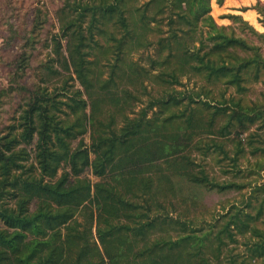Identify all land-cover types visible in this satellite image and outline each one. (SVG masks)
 <instances>
[{
    "label": "trees",
    "instance_id": "1",
    "mask_svg": "<svg viewBox=\"0 0 264 264\" xmlns=\"http://www.w3.org/2000/svg\"><path fill=\"white\" fill-rule=\"evenodd\" d=\"M127 1L100 0L99 7H89L86 36L76 27H62L68 38V55H60L62 69L71 68L82 89L66 93L64 84L66 79L74 78L72 74L62 76L63 85L57 87L58 91L49 93L43 85L35 86L17 126L9 125L0 133V264H211L205 255L209 246L206 241L217 240L220 250L229 241H237L236 233L249 241L248 263L252 258H259L264 264V230L254 222L264 212V197L258 202L255 213L235 210L231 205L213 236L211 229L199 236L192 232V218L180 217L186 218L188 214L181 213L173 220L165 211L167 207L154 198L155 189L160 188H156L153 168L157 161L175 151L173 144L180 137L172 135L173 122L178 120L185 128L192 126V107L186 113L189 104L201 102L206 108L211 104L209 100L199 99V93L185 94L173 85L181 84L183 75H199L209 80L219 78L239 89L242 82L257 80L264 70V54L260 45L252 43L251 39H264V33L237 14L229 16L247 27L244 36L236 34L233 27L217 24L210 13V0H148L136 6L128 5ZM215 1L220 5L224 0ZM247 8L259 13L264 9L259 0L242 9ZM147 9H151L150 14L145 12ZM165 9L168 24L167 33L163 35L160 24L150 21L156 20L155 16ZM38 11L33 17L27 45L32 43L34 31L39 27ZM110 24L116 30L109 31L106 26ZM148 32L162 34L156 39V55L150 58L149 67H160L153 80L163 84L167 93L151 98L131 116L129 113L133 110L125 112L120 107L119 111L117 104L122 106L121 101L127 102L136 96L132 94L133 89L122 88L121 84L124 76L129 77L135 81L133 86L137 85L138 95L148 92L142 81L144 76H150L149 69L130 57L134 42L141 46L152 44L146 39ZM55 46L54 51L58 53L59 42H55ZM95 47H100L102 53L113 52L114 63L107 78L95 70L97 61L88 57ZM27 60L24 52L15 69V82L25 71ZM43 69L45 74L41 73V81H49L59 72L50 66L41 67ZM82 91L88 98L104 96L107 104L111 103L103 109V118H98L101 114L96 112L93 102L89 104V113L86 112L88 104L82 98ZM184 100L187 105L180 113L171 110ZM216 104L212 116L225 107L222 102ZM234 106L237 108L232 109V113L240 129L256 122L260 128L264 127V108L257 107L253 113L255 106L242 105L239 101L234 102ZM150 110L152 113L148 116ZM166 110H170L169 114L160 116L159 111ZM118 112L120 126L115 122ZM230 118L219 128L221 136L229 133ZM17 127L20 129L16 130ZM87 130L90 142L80 140L72 147L71 140ZM239 135L236 133L234 138L237 148H241L245 140ZM28 145L35 151L34 158L27 152ZM262 148L255 147L251 152ZM240 151L237 149L236 154ZM60 168L63 170L58 175ZM86 168L99 180L92 183L87 177H79ZM257 168L264 171L261 164ZM109 175L118 184L102 179ZM189 180L218 191L234 185L212 183L206 176H190ZM263 188L264 182L255 183L244 204L254 206L251 199H256ZM122 191L146 197L143 203L132 202L129 197L125 199ZM92 200L97 209L94 232L93 215L87 204ZM185 200L191 204L188 198ZM191 206L196 205H186L190 212ZM127 207L132 211L128 213L126 210L131 209ZM154 207L164 210L155 212ZM83 209L90 213L84 218L86 224L78 229V216ZM122 217L132 218L135 224L118 221ZM169 223L179 225L178 231L185 233L174 239L164 235L161 231ZM228 262L237 264L236 257L228 255Z\"/></svg>",
    "mask_w": 264,
    "mask_h": 264
},
{
    "label": "rangeland",
    "instance_id": "2",
    "mask_svg": "<svg viewBox=\"0 0 264 264\" xmlns=\"http://www.w3.org/2000/svg\"><path fill=\"white\" fill-rule=\"evenodd\" d=\"M148 0H128L127 3H132L133 6L141 5ZM257 0H224V3L218 5V15H214L215 8L211 7V15L215 22L219 25H225L233 27L236 34L244 36L248 32L247 27H242V22L234 20L230 17L231 14H237L230 10L233 4L247 3L248 6H252ZM264 7V0H259ZM100 0H0V133L5 132L7 126H17L19 116L24 109L28 107L30 94L35 86L43 85L47 91L54 92L60 90L57 87L63 85V75H70L71 68L69 71L63 70V62L60 55L67 56V36L65 35L64 28L66 25L76 27L80 29L82 35H87L88 31V14L89 7L98 6ZM231 2V3H230ZM119 3H122L120 1ZM131 6V5H130ZM246 5L240 7H248ZM40 12L39 27L34 31L32 43L25 44L26 40L31 37V28L33 24V17L36 13ZM99 10V8L97 9ZM255 10V9H254ZM253 11V10H252ZM147 14L151 13V9L145 11ZM246 12V11H245ZM257 16L258 25L252 24L247 20L243 13L237 14L242 17L244 22L252 25L258 32L264 33V9L260 13L254 11ZM125 13V12H124ZM98 15V14H97ZM167 9L164 13H159L155 16L156 20H151L150 23L160 24V28L163 30V35L167 33ZM183 25V22H177ZM172 26L173 24H169ZM70 27V28H71ZM109 31L116 30L111 24L106 26ZM92 30V32H94ZM155 32H148L147 38L152 42L151 45L141 46L137 43H133V50L130 53V57L137 61L140 65H143L150 71V76H144L142 83L146 85L147 93L137 94L136 87H134V80L129 77H125L122 80V88L132 90V96L127 102L121 101L122 106L117 104L120 111V107L125 112L133 110L129 114L134 116L138 110L147 105L151 98L162 97L167 91L165 86L161 83L153 80L154 75H157L160 67H149L150 58L155 57V48L157 47L156 39L158 35ZM119 35V33H118ZM98 39L101 37L96 35ZM101 41V40H100ZM99 41V42H100ZM55 42H59V52L56 53L54 50L57 48ZM252 43L260 45L261 50L264 54V39L254 37L251 39ZM197 45V43H195ZM135 49V50H134ZM204 51L201 50L200 53ZM27 56V67L23 74L17 77V82L14 81V73L19 59ZM90 59L97 61V67L95 70L101 71V76L106 77L109 75L113 63L114 56L112 53H102L100 47H95L88 56ZM50 66L53 70L59 71L51 76L49 81H41V75L45 74V69L41 70V67ZM118 70V68L116 69ZM42 73V74H41ZM66 79L64 88L66 93L73 91L75 88H80V83L75 78ZM134 77V76H133ZM264 70L261 71L260 78L257 80L245 81L241 83V88H237L234 84L224 83L216 79H204L203 76L199 75H183L181 77V84H175L173 87L182 90L185 94L191 93V95H198L199 99L211 101L210 107L206 108L201 102L189 104L186 113L192 111L194 114L193 124L191 127L185 128L179 121H174L172 127V135L179 136L180 139L174 142L175 151L168 157L160 159L154 165L156 173V188L154 198L162 202L168 211V215L175 220L181 213L188 214V216L182 217L184 219L192 218L193 233L202 235L204 232H213L212 236L220 229V225L223 222V214H225L232 206L235 210L242 209L243 211H250L255 213L258 202L264 197V188L261 193L258 194L257 198H252V205L246 206L244 202L251 195V187L255 183H263L264 171H258L257 165L261 164L264 166V127H259L258 122L248 124L244 129H240L237 120L234 118L232 109H236L234 102H238L242 105L255 106L253 113L258 108H264ZM20 84V85H17ZM23 85V86H21ZM63 87V86H62ZM140 88H138L139 90ZM207 89V94L205 91ZM45 90V91H46ZM82 98L86 101V112L89 113L90 105L95 104L96 112L100 113L103 118V109H107L111 106L107 104L104 96L98 98H88L82 91ZM187 100L180 102L178 105H173L171 110L175 113H180L183 107L187 105ZM95 102V103H94ZM222 102L224 109L217 112L215 116L212 113L215 111L216 103ZM106 103V105H105ZM114 101L112 102V104ZM155 109V108H153ZM170 110L159 111L160 116L168 115ZM152 111L148 112L150 116ZM116 122L117 126L122 125L119 121V112ZM231 116V118L229 117ZM212 117L214 118L212 120ZM230 118L229 133L225 136L219 134V128L224 125ZM179 126V127H178ZM177 128V129H176ZM20 128H16L19 130ZM240 131V132H238ZM236 133L240 134L239 137L245 139L242 147L237 148L234 138ZM36 137V134L33 135ZM82 140L88 144L90 142V134L87 130L85 133L76 136L71 140L72 147L77 146L79 141ZM180 141V142H179ZM25 145V142L22 146ZM27 152L34 158L35 151L32 145H28ZM255 147H260L263 150H259L256 153L251 151ZM241 149L240 153L236 154V150ZM93 157V154H90ZM236 157L235 159H233ZM34 160V159H32ZM35 162V160H34ZM114 167L118 169V165ZM115 169V172H116ZM63 168H60L57 172L59 175ZM257 170V171H256ZM260 170V169H259ZM202 178L206 176L212 183L218 184H230L233 183L232 187H229L223 191H218L214 188H207L204 186L195 185L189 180V177ZM81 178H88L93 183L99 180V177L93 175L89 168H86L79 175ZM74 177L72 176L71 179ZM104 181L109 183L118 184L117 180H114L112 175L104 176ZM167 184V186H166ZM160 185V186H158ZM123 193L125 199L132 202L138 201L143 203L145 194H141V197L135 196L132 192ZM165 197L167 199H163ZM185 198L191 201L189 204ZM92 211L93 223L92 231L94 232L95 221L97 215L96 203L91 201L87 203ZM191 206L190 210H187L186 205ZM155 206V205H154ZM131 209L130 207H127ZM155 212H163L164 208H156ZM234 210V209H233ZM128 213L131 210H126ZM90 211L80 212L78 220L80 224L78 229L82 228L86 222L84 221L85 216L89 215ZM154 213L153 211L151 212ZM137 220V218H136ZM118 221L134 225L135 222L132 218L122 217ZM215 222V225L212 226ZM260 229L264 230V212L262 216L254 221ZM189 227L190 224L188 223ZM179 226V225H177ZM175 223H169L164 225V235L171 236L173 239L179 234L185 233L178 231ZM160 232V233H161ZM158 233V230L156 231ZM236 242L229 241L225 246H221L220 250L217 249V240L212 239V243L206 244L207 253L205 254L211 264H229L228 255H234L236 257L237 264H261L263 259L252 258L250 263L247 259V246L248 240L245 236L236 233ZM210 239V238H209ZM92 241V239H90ZM226 241V240H225ZM219 248V247H218ZM231 253V254H229Z\"/></svg>",
    "mask_w": 264,
    "mask_h": 264
},
{
    "label": "crops",
    "instance_id": "3",
    "mask_svg": "<svg viewBox=\"0 0 264 264\" xmlns=\"http://www.w3.org/2000/svg\"><path fill=\"white\" fill-rule=\"evenodd\" d=\"M223 3H224V1H223ZM212 4H215L217 7H219L215 0H211V7H212ZM244 5L248 6L249 4H247V3L245 4V3H243V2L238 3V4H236V5L233 4V5L230 7V10H231L232 12H235V13H237V14H241V15H242L243 12L248 11V10H249V11H251V10L255 11L253 8H247V9H245V10L241 9L240 7H242V6H244ZM248 7H249V6H248ZM256 19H257V16H256Z\"/></svg>",
    "mask_w": 264,
    "mask_h": 264
},
{
    "label": "bare ground",
    "instance_id": "4",
    "mask_svg": "<svg viewBox=\"0 0 264 264\" xmlns=\"http://www.w3.org/2000/svg\"><path fill=\"white\" fill-rule=\"evenodd\" d=\"M231 3V2H230ZM212 7L215 8V13H213L214 15H218L220 12L217 9V6L215 4H212ZM212 10V9H211ZM244 17L249 20L252 24L254 25H258L257 19H256V13L254 11H246L243 12Z\"/></svg>",
    "mask_w": 264,
    "mask_h": 264
}]
</instances>
